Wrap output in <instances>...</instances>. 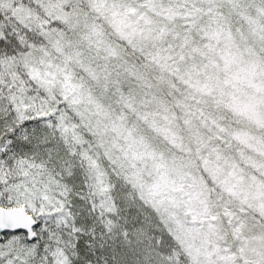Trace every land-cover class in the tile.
Instances as JSON below:
<instances>
[{
    "label": "snow or ice",
    "instance_id": "snow-or-ice-1",
    "mask_svg": "<svg viewBox=\"0 0 264 264\" xmlns=\"http://www.w3.org/2000/svg\"><path fill=\"white\" fill-rule=\"evenodd\" d=\"M0 264H264V0H0Z\"/></svg>",
    "mask_w": 264,
    "mask_h": 264
}]
</instances>
